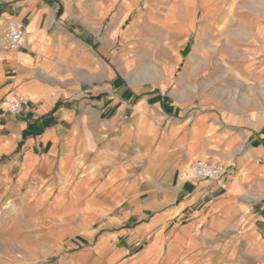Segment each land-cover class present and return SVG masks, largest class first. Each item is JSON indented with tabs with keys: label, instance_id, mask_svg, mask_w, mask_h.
I'll return each instance as SVG.
<instances>
[{
	"label": "crops",
	"instance_id": "obj_1",
	"mask_svg": "<svg viewBox=\"0 0 264 264\" xmlns=\"http://www.w3.org/2000/svg\"><path fill=\"white\" fill-rule=\"evenodd\" d=\"M258 28L264 0H0V183L36 200L64 263L264 264ZM212 48L232 94L208 93ZM197 159L229 172L194 179Z\"/></svg>",
	"mask_w": 264,
	"mask_h": 264
},
{
	"label": "rangeland",
	"instance_id": "obj_2",
	"mask_svg": "<svg viewBox=\"0 0 264 264\" xmlns=\"http://www.w3.org/2000/svg\"><path fill=\"white\" fill-rule=\"evenodd\" d=\"M162 9L161 13H163ZM174 9H176L174 6L168 8L166 16H169V20L163 22L166 29L182 27L180 24L173 23ZM227 25H225V30L228 29ZM239 33L244 38L250 36V32L247 31H239ZM255 35L256 37L264 36V29L258 28ZM263 45V41H257L258 48ZM255 57L258 62L264 61L263 52ZM220 66L214 49H209L207 71L205 72L209 84L208 93L232 94L234 87H231L233 84L231 72L221 71ZM145 73L146 76L150 74L152 79L158 77L154 70L151 72L147 70ZM182 74L183 65L177 69L176 77L179 78ZM238 92L253 94L254 90L246 85L240 86ZM20 190L15 187L14 182L0 183V264H69L64 263V259L66 260L72 251L62 245H50V239L47 236L49 232L45 231L47 227H42L46 221L41 220V209L35 206L36 200L25 199L22 190L21 192Z\"/></svg>",
	"mask_w": 264,
	"mask_h": 264
},
{
	"label": "built area",
	"instance_id": "obj_3",
	"mask_svg": "<svg viewBox=\"0 0 264 264\" xmlns=\"http://www.w3.org/2000/svg\"><path fill=\"white\" fill-rule=\"evenodd\" d=\"M24 32L25 27L22 22L12 21L9 22L2 29V38L5 46L11 50H18L24 46ZM25 104L23 98H17L8 106L10 113H19ZM229 172V168L216 162H210L204 159L195 160L190 167V173L194 179L198 180H211L217 181Z\"/></svg>",
	"mask_w": 264,
	"mask_h": 264
}]
</instances>
